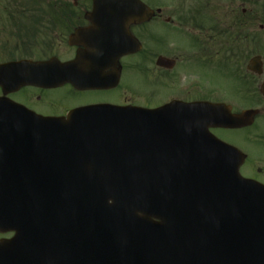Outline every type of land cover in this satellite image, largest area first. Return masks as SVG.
Segmentation results:
<instances>
[{
    "label": "water",
    "instance_id": "water-1",
    "mask_svg": "<svg viewBox=\"0 0 264 264\" xmlns=\"http://www.w3.org/2000/svg\"><path fill=\"white\" fill-rule=\"evenodd\" d=\"M93 1L94 7H118L119 22L124 25L121 32L131 44L135 39L129 27L150 21L154 15L140 0ZM118 59L110 60V65ZM159 63L167 66L166 60ZM255 63L250 67L254 72ZM37 65L24 68L16 64L13 75L22 85L49 86L68 82V72L72 68L79 71L83 64L53 68L50 63L47 68L32 69ZM52 69L60 70L62 77L49 78ZM189 107L180 103L158 110L73 112L61 119L10 108V118H22L19 141L51 146L49 156L38 163L43 167L36 170L34 179L0 185L8 209L28 206L27 213L15 214L34 215L38 221L33 229H14L15 238L0 244V264H6L3 251L23 239H58L59 252L65 255L56 261L92 264L106 255L85 251L119 246L117 236L122 232L186 224L194 232H215L202 238L262 234L264 188L241 177L239 166L245 157L209 132L212 127H245L254 115L198 116L190 114ZM68 244L76 254L70 255Z\"/></svg>",
    "mask_w": 264,
    "mask_h": 264
},
{
    "label": "flooded vegetation",
    "instance_id": "flooded-vegetation-1",
    "mask_svg": "<svg viewBox=\"0 0 264 264\" xmlns=\"http://www.w3.org/2000/svg\"><path fill=\"white\" fill-rule=\"evenodd\" d=\"M257 3L258 0H161V6H156V2L147 4L155 11L154 17L129 28L142 49L117 56L114 53L121 51V33L113 23L110 25V18L97 15L111 12L108 7L94 9L92 0L6 1L0 7L3 12L0 64L82 63L84 66L79 71L73 69L70 77L85 75L93 77V81L87 85L70 81L49 88L19 85L16 90L5 92L3 85L16 87L11 74L5 72L0 73V98H8L45 117H61L72 110L93 106L155 108L159 90L167 89L170 101L226 104L233 114L253 111L256 113L253 125L235 130H256L255 137L244 135L240 150L247 159L240 168L246 179L264 185V41L257 35L249 41L256 27L264 32V14L262 9H257ZM231 8L237 14L233 12L229 17ZM158 28L164 31V39L157 37ZM234 31L242 33L236 35L237 39L243 35L241 43H231ZM132 43L133 49L139 47L138 43ZM159 46L165 47L164 53L157 51ZM256 56L260 57L259 73H252L248 67ZM115 57L119 59L113 65L102 64ZM160 57L176 64L171 66L166 62L167 69L159 67ZM217 71H224L229 77L233 84L232 97L221 98L215 94L217 89L209 81ZM112 75L114 80H110ZM136 85L147 90L136 88L135 92L132 89ZM211 132L223 139L229 131L214 128ZM31 145L34 148L33 144L0 145V165L14 158L15 162L20 161L21 156H34V152L24 150ZM13 235L0 233V241L9 240ZM262 239L264 235L249 239L218 238L212 242L249 240L252 243L248 253L258 254L264 251V241L258 242ZM175 247H183V242L121 246L116 250L140 253L127 258V264H185L184 250L163 252Z\"/></svg>",
    "mask_w": 264,
    "mask_h": 264
},
{
    "label": "rangeland",
    "instance_id": "rangeland-1",
    "mask_svg": "<svg viewBox=\"0 0 264 264\" xmlns=\"http://www.w3.org/2000/svg\"><path fill=\"white\" fill-rule=\"evenodd\" d=\"M6 1H10V0H0V7H2L3 5H5L4 3L6 2ZM144 1H146L147 3H148V5H154L155 4V2H156V6H161V0H144ZM240 3V2H239ZM263 9L264 8V0H259V2H258V7H257V9ZM1 9V8H0ZM3 10H4V8H2ZM234 8H231L230 9V14H229V17L231 16V15H234L235 13H236V11L235 10H233ZM238 12H240V10H237ZM233 12H235V13H233ZM237 14V13H236ZM227 17V16H226ZM260 30V28L259 27H256L255 29H254V31H253V33H251L250 31H249V33H251L250 34V36H249V41H253V36L254 35H257V36H259V37H261V40L262 41H264V32H261V31H259ZM157 31L158 32H160L158 35H157V37H159V38H163L164 39V31H162L161 29H157ZM248 30L246 29L245 30V32H242L243 34L244 33H246ZM235 32V34H233L232 35V41H231V43H241L243 40H244V38H243V35L242 36H239L238 37V39L236 38V35L237 34H242V33H240V31L239 32H237L236 33V31H234ZM60 49H62L63 51H64V49L62 48V47H59ZM157 51L159 52V53H164L165 52V47H157ZM251 52H253V50H251L250 51V53ZM211 84L213 83L214 84V86H215V88L217 89V92L215 93V94H217V95H219V97H221V98H230V97H232V95H233V84L230 82V79H229V77H227V76H225V73H224V71H222V72H216V73H214L212 76H211V78H210V81H209ZM133 88H135V89H132L133 91H137V89H139V90H147V87H142V86H140V85H136L135 87H133ZM137 88V89H136ZM143 88V89H142ZM158 100H164L165 98H166V96H168V94H167V89L165 90V89H162V90H159V93H158ZM157 100V101H158ZM157 101H155L154 103H156ZM161 102V101H160ZM155 105H157V103L155 104ZM254 132H256V130L255 129H253V130H247L246 132H236V133H230V132H228V133H225L224 135H223V137H224V140H227L228 142H230L231 144H233V145H235V146H238V147H241V148H243V140H244V135H246V134H248V135H250V136H252V137H255L254 135H253V133Z\"/></svg>",
    "mask_w": 264,
    "mask_h": 264
}]
</instances>
